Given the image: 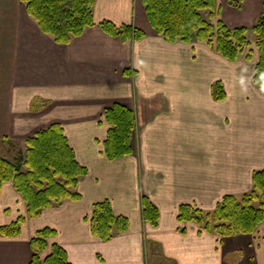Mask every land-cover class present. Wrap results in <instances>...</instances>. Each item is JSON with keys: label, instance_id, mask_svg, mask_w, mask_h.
Returning <instances> with one entry per match:
<instances>
[{"label": "crops", "instance_id": "obj_1", "mask_svg": "<svg viewBox=\"0 0 264 264\" xmlns=\"http://www.w3.org/2000/svg\"><path fill=\"white\" fill-rule=\"evenodd\" d=\"M216 1L229 29L251 30L263 13L264 0ZM93 5L94 25L64 45L40 30L20 0H0V156L15 163L12 147L24 155L27 139L59 125L87 169L75 189L79 200L26 220L18 237H0V264H31L30 239L43 229L56 234L41 262L57 245L69 264H264V223L252 235L221 239L177 221L182 205L212 212L223 197L250 193L252 174L264 170L257 53L232 64L198 40L168 43L150 26L142 0ZM102 22L145 36L113 37ZM218 83L223 101L213 94ZM118 104L135 113L134 152L110 161L103 115ZM145 196L158 209L157 227L143 220ZM103 201L128 221L107 243L86 221ZM19 216H26L24 201L4 182L0 227Z\"/></svg>", "mask_w": 264, "mask_h": 264}, {"label": "trees", "instance_id": "obj_2", "mask_svg": "<svg viewBox=\"0 0 264 264\" xmlns=\"http://www.w3.org/2000/svg\"><path fill=\"white\" fill-rule=\"evenodd\" d=\"M20 1L40 30L59 44L67 45L72 38L79 37L86 28L94 25L95 0ZM142 3L150 26L168 43L189 44L198 40L232 64L241 57L252 61L253 54L257 53L253 81L264 94V6L262 16L248 30L245 27L229 29L220 19L216 0H142ZM229 4L234 5L235 1L230 0ZM100 27L113 37L126 39L132 35L135 42L145 36L141 30L117 28L109 22H102ZM250 35L254 37L253 42ZM213 94L218 101L225 98L220 83L213 87ZM103 120L110 125L103 143L105 157L115 161L131 156L136 133L134 111L119 104L113 105L106 108ZM25 144L24 155L15 163L0 156V189L4 182L13 184L26 207L25 217L19 216L15 223L0 227V237L4 238L18 237L26 220L38 217L42 211L59 205L63 200H79L80 195L75 192L78 179L87 174V169L78 164L59 125L37 132ZM252 175L250 193L238 199L227 195L212 212L182 205L178 209L177 221L194 223L200 231L213 233L221 239L240 234L252 235L264 223V170ZM141 202L143 220L157 227L158 209L146 196ZM86 221L92 235L105 243L110 242L116 233L128 229L127 219L115 216L111 203L107 201L94 205ZM55 234L54 230L43 229L30 239L31 264H69L66 252L57 245L51 247V254L41 262L40 255L47 248L46 240Z\"/></svg>", "mask_w": 264, "mask_h": 264}, {"label": "rangeland", "instance_id": "obj_3", "mask_svg": "<svg viewBox=\"0 0 264 264\" xmlns=\"http://www.w3.org/2000/svg\"><path fill=\"white\" fill-rule=\"evenodd\" d=\"M250 40L253 42V37L252 36H250ZM11 149H12L11 153L13 154V157H15V160L20 158V156L23 155V149L20 148L19 146H16L14 148L12 147Z\"/></svg>", "mask_w": 264, "mask_h": 264}]
</instances>
